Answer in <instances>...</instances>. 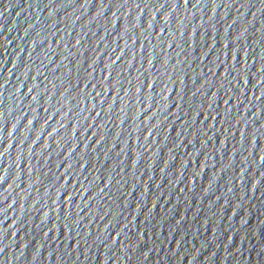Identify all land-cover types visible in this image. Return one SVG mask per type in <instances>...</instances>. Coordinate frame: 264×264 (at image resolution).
Returning a JSON list of instances; mask_svg holds the SVG:
<instances>
[{"label": "water", "instance_id": "water-1", "mask_svg": "<svg viewBox=\"0 0 264 264\" xmlns=\"http://www.w3.org/2000/svg\"><path fill=\"white\" fill-rule=\"evenodd\" d=\"M0 264H264V0H0Z\"/></svg>", "mask_w": 264, "mask_h": 264}]
</instances>
